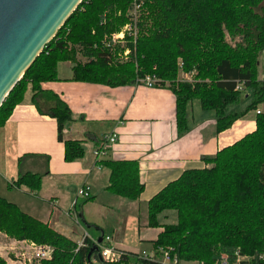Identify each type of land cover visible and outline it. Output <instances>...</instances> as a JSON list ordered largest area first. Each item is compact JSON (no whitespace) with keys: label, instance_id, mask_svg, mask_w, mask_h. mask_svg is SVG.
Here are the masks:
<instances>
[{"label":"trees","instance_id":"1","mask_svg":"<svg viewBox=\"0 0 264 264\" xmlns=\"http://www.w3.org/2000/svg\"><path fill=\"white\" fill-rule=\"evenodd\" d=\"M125 25L135 35L125 32L122 43L112 42L110 35ZM263 49L264 0H82L4 98L0 127L29 88L37 111L56 120L65 160L80 158L81 141L62 140L65 125L73 120L67 104L41 87L56 80L59 62L69 61L74 81L116 87L155 77V86L175 96L178 134L188 129L186 109L193 100L202 110L213 111L215 131L221 132L264 102V83L257 77ZM180 71L193 74V81L178 82ZM237 84L242 90H236ZM246 90L252 99L245 110H230ZM255 124L253 132L203 157L204 166L184 171L148 201V226L162 228L152 242L154 257L124 253L119 264H168L161 261L164 250L177 264H217L222 257L235 264L237 252L251 255L249 264H264L258 259L264 253V113H257ZM100 160L110 172L108 189L136 200L143 190L137 164ZM45 173L23 172L10 185L36 191ZM169 212L175 222L162 223ZM0 233L51 246L52 258L38 264L100 261L96 252L88 258L90 240L78 247L1 197ZM0 264H7L1 256Z\"/></svg>","mask_w":264,"mask_h":264},{"label":"crops","instance_id":"2","mask_svg":"<svg viewBox=\"0 0 264 264\" xmlns=\"http://www.w3.org/2000/svg\"><path fill=\"white\" fill-rule=\"evenodd\" d=\"M257 77L264 83V49ZM71 78V63L62 61L56 68V80L41 87L67 104L73 120L65 125L62 140H80L83 155L65 160L56 120L37 111L28 88L23 101L0 127V197L72 241L83 235L91 242L109 237L112 247L133 257L153 253L152 242L162 231L148 226V201L184 171L204 166L203 157H211L253 132L257 111L264 113L263 102L229 128L216 132L213 111L202 110L193 100L186 109L188 129L178 134L175 96L168 88L139 84L110 87ZM247 91L230 110H245L252 99V92ZM111 132L117 140L108 147L105 158L137 164L143 190L136 200L108 189L109 169L93 155L103 136ZM27 171H46L36 191L10 185ZM83 187L88 188L86 200L77 197ZM167 215L174 218L168 222V216L161 217V222L174 223L175 216ZM28 243L0 233V256L6 263L11 257V264H28L21 257L27 255ZM144 244L148 249L140 251ZM97 261L92 259L94 264Z\"/></svg>","mask_w":264,"mask_h":264},{"label":"water","instance_id":"3","mask_svg":"<svg viewBox=\"0 0 264 264\" xmlns=\"http://www.w3.org/2000/svg\"><path fill=\"white\" fill-rule=\"evenodd\" d=\"M82 0H0V106ZM98 238L90 249L99 254Z\"/></svg>","mask_w":264,"mask_h":264},{"label":"built area","instance_id":"4","mask_svg":"<svg viewBox=\"0 0 264 264\" xmlns=\"http://www.w3.org/2000/svg\"><path fill=\"white\" fill-rule=\"evenodd\" d=\"M125 32H128L129 34L135 35V30L130 25H125L123 29L117 33H113L110 35V40L114 43L123 42L124 34ZM127 51H125L126 53ZM156 79L155 77L151 76H145L142 79H139L137 81V84L144 85L146 87H155ZM236 90H242V84H237ZM259 113V111H257ZM117 140V135L114 132H111L109 134H106L103 136L101 140V144L96 147V149L93 151V155L96 158V160H100L106 157L108 147L112 144H114ZM89 193L88 188L83 187L80 188L77 191V197L81 198L83 200L88 199ZM88 239L86 235H83L79 240L76 241V244L78 247L83 246L85 244V240ZM17 241V240H16ZM28 241V240H23ZM28 249H27V255L24 256V253L21 254V257L25 259L24 262H27L28 264H38L41 260H50L52 258L53 248L48 245H41L34 243L32 241H28ZM95 241H93L94 243ZM99 254L101 257V260L103 264H119L120 258L124 254V252L112 247L110 245V238L105 237L103 239V242L99 244ZM138 257L144 258V259H152L153 253L147 254L145 252H142ZM258 259L264 261V253L259 254ZM16 260V259H15ZM9 263L11 264L12 259L11 257L8 259ZM161 261L163 263L168 264H177V260L175 258H171V255L168 250L162 251L161 254ZM247 262L249 264V260L245 257V255H240L238 252L236 253V259L235 264H242V262ZM217 264H228V261L226 257H222Z\"/></svg>","mask_w":264,"mask_h":264},{"label":"rangeland","instance_id":"5","mask_svg":"<svg viewBox=\"0 0 264 264\" xmlns=\"http://www.w3.org/2000/svg\"><path fill=\"white\" fill-rule=\"evenodd\" d=\"M125 53V52H124ZM124 55V54H123ZM121 61H123V58L121 59ZM178 82H192L193 81V74H187L185 72L180 71L178 78H177ZM248 93L250 92V90L247 91ZM96 159V158H95ZM171 214H173L175 216V214L173 212H169ZM174 217L171 216L167 219L168 222H170ZM79 240V239H78ZM143 249H148V247H146V244L141 245L140 246V251ZM1 250V249H0ZM140 255V254H138ZM245 257L247 258V260H249V263L251 262L252 256L251 255H245ZM98 262V263H97ZM96 263L99 264L100 262L97 261ZM101 264V263H100ZM178 264H197L195 261H180Z\"/></svg>","mask_w":264,"mask_h":264}]
</instances>
